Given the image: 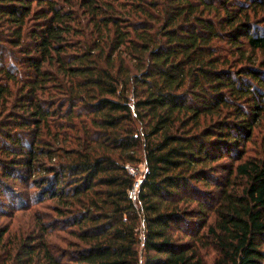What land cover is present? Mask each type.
<instances>
[{
	"label": "trees",
	"instance_id": "16d2710c",
	"mask_svg": "<svg viewBox=\"0 0 264 264\" xmlns=\"http://www.w3.org/2000/svg\"><path fill=\"white\" fill-rule=\"evenodd\" d=\"M258 128L264 0H0V264H264Z\"/></svg>",
	"mask_w": 264,
	"mask_h": 264
},
{
	"label": "rangeland",
	"instance_id": "374dc122",
	"mask_svg": "<svg viewBox=\"0 0 264 264\" xmlns=\"http://www.w3.org/2000/svg\"><path fill=\"white\" fill-rule=\"evenodd\" d=\"M258 129H259V132H258V136L259 137L257 136L258 139H256L255 143L250 144V153H252V154L255 153L260 148L259 143H261L262 139H263L264 132H261L262 129H260V128H258ZM144 170H145L144 164H141L138 167V170H135L134 172L135 173L137 172L140 175V174H142L144 172ZM199 186L202 189H204V190L206 189L204 186H201V185H199ZM8 221H9V219H2V220H0V224H3V223L8 222ZM214 256H215V252L214 251H211V253L207 255L208 260H209V264H211L213 262Z\"/></svg>",
	"mask_w": 264,
	"mask_h": 264
},
{
	"label": "built area",
	"instance_id": "2783aa9c",
	"mask_svg": "<svg viewBox=\"0 0 264 264\" xmlns=\"http://www.w3.org/2000/svg\"><path fill=\"white\" fill-rule=\"evenodd\" d=\"M132 172H134V171L132 170ZM139 185H140V181H137L135 183L133 190L130 192V196H131V198H133V200L137 199V191H138Z\"/></svg>",
	"mask_w": 264,
	"mask_h": 264
}]
</instances>
